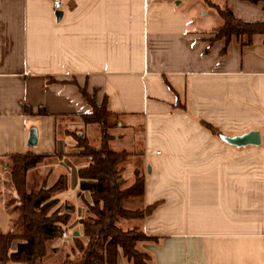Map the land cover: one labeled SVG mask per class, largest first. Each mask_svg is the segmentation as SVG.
Instances as JSON below:
<instances>
[{
  "label": "crops",
  "instance_id": "crops-1",
  "mask_svg": "<svg viewBox=\"0 0 264 264\" xmlns=\"http://www.w3.org/2000/svg\"><path fill=\"white\" fill-rule=\"evenodd\" d=\"M199 1L59 0L55 9L52 0H0V158L29 151L54 159L43 168L52 182L66 175L54 197L73 216L66 225L77 226L82 201L74 213L59 196L78 190L76 170L86 164L66 133L91 132L77 117L90 111L82 87L117 118L109 145L131 154L124 185L134 171L143 176L138 206L151 210L122 228L150 238L135 244L149 264H264V43L212 40L220 24L203 23L201 10L212 8ZM211 1L237 19L264 20V0ZM200 121L228 136L256 130L260 142L230 145ZM83 193L88 201L86 192L76 197ZM3 214L0 228L9 221L0 201ZM115 264L131 263L118 252Z\"/></svg>",
  "mask_w": 264,
  "mask_h": 264
},
{
  "label": "trees",
  "instance_id": "trees-1",
  "mask_svg": "<svg viewBox=\"0 0 264 264\" xmlns=\"http://www.w3.org/2000/svg\"><path fill=\"white\" fill-rule=\"evenodd\" d=\"M212 8L221 24L213 29L212 40L231 36L240 39L242 45L251 44L256 36L264 43V20L244 21L235 18L226 6L211 0H202ZM256 3L263 0H244ZM53 82L52 79H48ZM82 99L90 106V111L77 117L83 125H96L99 131L98 143L94 145L88 136L78 132L68 133L77 151L72 155L85 161V166L76 170L78 190L86 192L89 200L81 197L86 216L79 219L81 234H70L69 252L55 262L46 261L52 249L61 242L69 214L56 206L55 194L67 188V177L59 174L49 186L41 184L36 189L25 188V175L36 167L46 154L24 153L6 154L0 158L8 174L10 196L3 205L9 216L6 231L0 230V264H115L117 253L131 264H149V256L135 248L138 241L150 239L136 227L123 229L121 220L141 219L148 214L151 206L140 207L143 193V176L134 171L133 181L124 185L122 172L124 163L130 157L125 150L114 151L109 145L112 135L108 130L116 124L110 123L114 115L105 110L104 101L95 103L90 95L78 87ZM200 124L212 135L220 132L209 124ZM135 207H126V204ZM18 241L10 250L12 241Z\"/></svg>",
  "mask_w": 264,
  "mask_h": 264
},
{
  "label": "rangeland",
  "instance_id": "rangeland-1",
  "mask_svg": "<svg viewBox=\"0 0 264 264\" xmlns=\"http://www.w3.org/2000/svg\"><path fill=\"white\" fill-rule=\"evenodd\" d=\"M198 2L201 4V2L198 0ZM202 12H206V15L202 16L201 20H203V23H205L206 25L212 23V21H214L217 25L221 24V20L219 19V17L216 15L215 11L213 9H207L204 7V10H201ZM201 13V12H200ZM191 16V14L189 13V17ZM196 16L199 17L198 14H196ZM110 123H113L115 122V120H117V118L113 119V118H110ZM92 126V129H91V132H87L86 135L89 137V139L91 140V142L94 144V145H97L98 143V137H99V131H98V128L96 125H93L91 124ZM68 133H72V132H78L80 131L79 128H74V127H69L67 130H66ZM118 131V127L115 125H113L109 130L108 132L110 134H114L115 132ZM84 134V133H83ZM142 140V134L140 132V129L139 128H136L134 129V135H133V139H132V142H131V150L133 151H136L135 154H132L133 155V160L136 162L139 160V156L137 154V151L139 150V144ZM51 160H54V159H47V160H42L38 165H36L35 168L33 169H30L26 175H25V188L27 189H36L37 187H39L41 184H44L46 187L51 185L52 181H50V171H47V170H44L43 167H48V166H45L44 164H49V162H51ZM2 161H0V201L3 203L4 199H7L9 198V194H10V191H11V188L9 187L8 185V174H7V171L6 169L3 167V165L1 164ZM78 192V190L76 191H66L64 195H60L59 198H60V201L61 202H67V203H70V205H72L73 209H74V213L76 212V208H78V205H79V202H80V198H77L76 197V193ZM58 193H61V192H58ZM57 193V194H58ZM82 198L85 199L86 198V195L83 193L82 194ZM81 204V202H80ZM56 206L60 208H63V207H67L68 205L66 203H59L58 202L56 203ZM82 206V205H81ZM127 206V205H126ZM128 207H135L134 204H128ZM84 209V207H83ZM2 214V213H1ZM86 216L85 212L83 213V217ZM0 218L2 220H5L6 219V216L3 214V215H0ZM72 214H69V223H71L72 221ZM132 221H124V220H121L118 225L121 226V227H124L125 224H131ZM6 223V222H5ZM3 224V226L0 228L1 231H6L8 229V225H9V222L7 221L6 224ZM68 223V224H69ZM81 225L79 226V224L76 226L75 224H73L72 226H65V230L67 232V238H70V234L72 231H74L75 229L80 231L79 234H81V229H80ZM61 242H65V243H58V245H56V249H57V254L55 255V259H56V256L57 258L60 260L63 255L65 253H68L69 252V246L71 245V243L69 241H66L64 240L62 237H61ZM54 257V256H53ZM53 259V261L55 262L56 260ZM46 261H49L48 259ZM50 262V261H49Z\"/></svg>",
  "mask_w": 264,
  "mask_h": 264
},
{
  "label": "water",
  "instance_id": "water-1",
  "mask_svg": "<svg viewBox=\"0 0 264 264\" xmlns=\"http://www.w3.org/2000/svg\"><path fill=\"white\" fill-rule=\"evenodd\" d=\"M55 14L58 17L61 12L57 11ZM217 136L220 140L236 147H242L246 145H258L260 142L259 134L256 130H249L242 134L233 136H228L220 133ZM26 144L28 146H34L36 144V130L34 127H30L28 129ZM75 234L76 232H73V235Z\"/></svg>",
  "mask_w": 264,
  "mask_h": 264
},
{
  "label": "built area",
  "instance_id": "built-area-1",
  "mask_svg": "<svg viewBox=\"0 0 264 264\" xmlns=\"http://www.w3.org/2000/svg\"><path fill=\"white\" fill-rule=\"evenodd\" d=\"M52 5H53V7L55 8V9H58L59 8V5H60V2H59V0H52ZM66 232L63 230L62 232H61V237H65L66 236Z\"/></svg>",
  "mask_w": 264,
  "mask_h": 264
}]
</instances>
